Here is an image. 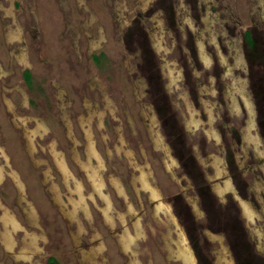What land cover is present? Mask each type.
<instances>
[{"label": "rangeland", "instance_id": "rangeland-1", "mask_svg": "<svg viewBox=\"0 0 264 264\" xmlns=\"http://www.w3.org/2000/svg\"><path fill=\"white\" fill-rule=\"evenodd\" d=\"M161 1L0 0V264H181L179 236L194 264H264V137L255 97L261 93L250 78L252 71L264 81V0H167L162 9ZM134 19L142 35L128 34ZM11 24L20 29L19 40L6 41ZM142 37L148 40L135 41ZM130 38L132 46L123 45ZM251 45L259 50L254 57ZM16 48L25 51L24 61L10 52ZM78 113L91 115L93 146L103 161L97 191L75 160L86 141ZM37 124L31 152L24 131ZM53 140L83 184L88 214H77L85 209L79 196L71 220L48 189L47 170L43 179L48 165L67 207L74 182L64 185ZM91 162L97 167L95 156ZM142 173L144 185L136 181ZM98 190L111 203L109 225ZM25 194L36 213L29 202L31 211L25 209ZM245 201L261 206L252 214L246 208L244 216L239 202ZM212 204L237 214L246 232L237 238L246 245L238 248L245 253L233 247L236 229H214L211 217L202 223V209ZM4 212L15 228L20 224L16 231L2 224ZM136 220L134 242L121 250L117 236L135 233ZM24 231H32L27 236H36L34 242ZM25 246L32 250L18 253ZM83 246H92L86 254L98 253L87 256Z\"/></svg>", "mask_w": 264, "mask_h": 264}, {"label": "flooded vegetation", "instance_id": "flooded-vegetation-1", "mask_svg": "<svg viewBox=\"0 0 264 264\" xmlns=\"http://www.w3.org/2000/svg\"><path fill=\"white\" fill-rule=\"evenodd\" d=\"M8 2H11L12 0H7ZM166 3H167V0H162L161 1V9H162V7L164 6V5H166ZM168 4V3H167ZM1 8H3V6L1 5ZM3 10H4V12H5V14L8 12V10H6V9H4L3 8ZM7 15V14H6ZM13 18H14V16H13ZM138 22V20H136V19H134V24L133 25H131L129 28H128V30L127 31H129L128 32V34H133V33H135V32H139L141 35H142V29H140L139 28V26L135 23V22ZM137 27V28H136ZM142 28V27H141ZM156 28V27H155ZM6 33H5V36H6V41H11V40H19L20 39V29L18 28V26L15 24V25H13V24H11V26H7L6 27ZM146 33V32H145ZM125 35V34H124ZM248 36H249V38H250V40L252 41V39H251V35L250 34H248ZM134 38V37H133ZM148 39L145 37V38H141V39H139L138 41L137 40H135L136 42H144V41H147ZM132 40H131V38L130 39H128V40H126V41H123L124 43H123V45H131L132 43H133V41L131 42ZM132 46V45H131ZM125 48H127L128 49V46L126 47V46H124ZM246 48V47H245ZM151 49V48H150ZM250 51H252V53H251V55L254 57L255 55H256V53H257V51H259V50H257V51H255V48H253V46L251 45V46H249L248 48H247V51L249 52V50ZM148 50V48H146L145 47V53H146V51ZM10 52L13 54V56L17 59V60H22V61H24L25 60V51L23 50V49H21V48H16V49H12V50H10ZM149 52V51H148ZM254 53V54H253ZM11 54V55H12ZM9 58H11V57H9ZM251 58V57H250ZM12 59V58H11ZM10 59V60H11ZM220 59H221V57H220ZM222 60V59H221ZM252 60V59H251ZM149 69H151V65L149 64ZM152 70V69H151ZM168 73L169 72H167V76H169L170 78L172 77V75H170L171 73H169V75H168ZM159 74L161 75V73L159 72ZM250 78H252V79H255L256 80V83H258V87H259V90H260V93H261V96H260V94H256L255 95V97L257 96L258 97V103L256 104V110H257V112H258V115H259V121H260V127H261V129H262V133H263V137H264V93H263V91L262 90H264V81L259 77V78H257V76H256V74L255 73H253L252 71H250ZM151 81H152V79H151ZM259 81H261V82H259ZM160 82H161V79H160ZM259 83H261L260 85H259ZM253 84V83H252ZM139 85V84H138ZM253 87H255L254 85H253ZM136 90H138L139 91V88H138V86L136 87ZM258 91V90H257ZM260 97H262V98H260ZM5 100H7V99H5ZM263 102V103H262ZM6 103H8V101H6ZM9 107V106H8ZM250 110V112L252 113V108H250L249 109ZM145 112V111H144ZM14 113V112H13ZM89 113V112H88ZM146 113V112H145ZM77 116H79L80 114L78 113V114H76ZM66 118V117H65ZM68 118V117H67ZM90 119H91V115L90 114H88V115H80L79 116V120H80V122L81 123H79L80 124V127H81V130H83V133H84V136H85V139H86V141H84L85 142V145H83V147H82V150H83V156L82 157H80V155H79V153H78V155L77 154H75V160H76V162L80 165V167L78 166V164L76 163V165L78 166V168L80 169V171L84 174V177L86 178V181H87V183H88V185H89V187H90V189L93 187V189H95L96 191H97V187H100L103 183H102V181H101V179H100V175H102L101 174V170L99 171V169H98V165L101 163V165H100V167H102L103 166V161L102 160H100V157L98 156V154H99V152H98V154H97V152H96V150L97 149H95V153H94V151H93V153L94 154H96L95 155V158L97 159V164H96V166L97 167H93L92 165H91V159H92V157H93V155H88V145H89V136H91V138H92V141H93V145H94V135H93V133H92V130H91V127L88 125V123L90 124ZM154 119V118H153ZM76 120H78V118L76 119ZM98 120H101V117H100V119L98 118ZM79 122V121H78ZM162 123H163V121H162ZM38 125L39 124H37V126L35 127V126H33V127H31L29 130H26V132L24 131V137H25V139H26V145L27 144H29L30 145V147L33 149L34 148V150H32L31 148L29 149L31 152H34L35 151V146H34V142H33V136L34 135H36L37 133H39V129H38ZM69 127H70V124H69ZM165 127V126H164ZM70 129H71V127H70ZM150 129V128H149ZM165 131H167V128H165ZM71 133V132H70ZM83 133H82V135H83ZM152 133H153V131H152ZM66 134H67V132H66ZM168 135V134H167ZM68 136V135H67ZM169 136V135H168ZM169 137H172V136H169ZM84 138V137H83ZM73 140H74V143H75V147L78 145L77 143H78V140L76 139V138H73ZM154 141L155 142H158L159 141V138L158 137H156V139L154 138ZM33 143V144H32ZM54 144H55V141L53 140V141H51V143L49 144V148H50V150H51V155H52V157H53V161H54V163L56 164V167L58 168V170L60 171V173H61V176H62V180H63V182H64V185L66 186L67 185V182H69V181H71L72 180V182H74L73 183V185H74V190H75V192H71V191H68V193L71 195V197H72V199H70V198H68V205H67V207H66V204H64V202H62V203H60L61 202V200H62V196H60L61 194H59L60 193V191H58L59 193L58 194H55L54 193V190H56V189H58L59 190V188L56 186V183L54 182V180H53V178H51V176H52V172H51V169H50V167L48 166V165H46V167H45V169H44V171H43V179H44V177H45V175H44V172L47 170V175H49V178H48V182L49 183H47L48 185V189H50L51 191H52V193H53V195H57V196H59L60 197V200H58V201H55V202H57L58 204H59V210H60V212L62 213V214H64L66 217H68V219L71 217V215H74V212L77 210V206L81 203V201L79 202V196H81L80 198H82L83 197V201H82V203L84 204V197H85V194H84V192H82V186H83V184H82V181L80 180V178H76V177H73L72 176V173L71 172H69L70 170H69V168L67 167V164H66V162H65V159H64V156H63V152L62 151H55V149L56 148H54ZM95 146V145H94ZM28 147V146H27ZM29 148V147H28ZM96 148V147H95ZM77 150V149H76ZM77 152H78V150H77ZM74 153H75V150H74ZM100 155V154H99ZM59 156V160H56L57 159V157ZM86 156H87V159L85 160V158H86ZM83 159V160H82ZM60 165V167L58 166V165ZM214 166V165H213ZM2 169H3V167L0 165V178L2 179V177H3V171H2ZM132 170V169H131ZM137 171V170H136ZM136 171H134V172H136ZM139 171V170H138ZM66 172H67V174H66ZM100 172V173H99ZM132 172H133V170H132ZM131 172V173H132ZM133 172V173H134ZM133 173L131 174V175H133ZM211 174H214V172H210ZM13 175H17V172L16 171H13ZM18 177V176H17ZM142 177H145V179L147 180V181H145ZM141 178V179H140ZM20 180V179H19ZM242 181L239 177H237L236 178V181ZM44 181H46L45 179H44ZM115 180H113V182H114ZM137 182L139 181L140 183H141V185H144V184H146V183H148V179H147V175L145 174V173H142V174H140L139 176H137V180H136ZM20 182L22 183V181L20 180ZM138 182V183H139ZM78 185V186H77ZM110 185H112V186H114L115 184H112V183H110ZM254 185V184H253ZM77 186V187H76ZM116 187H118V185L116 184L115 185ZM114 186V187H115ZM80 189V191L79 192H77V189ZM203 189H204V187H202ZM22 189L24 190V192H25V189H24V184H22ZM119 190V189H118ZM121 190H122V188H121ZM120 190V191H121ZM248 191L250 190V187L247 189ZM153 192V191H152ZM79 193V194H78ZM207 193V192H206ZM92 194L94 195L95 194V192L93 193L92 192ZM97 194H99L100 196H101V194L102 195H104L103 193H102V190H98V192H97ZM105 196V198H104V202H105V205L103 206V208L101 209V215H102V218H103V220H105L107 223H108V225L110 224L109 223V221H111V223H112V218H111V203L109 202V199H108V195L106 196V195H104ZM21 197V196H20ZM17 198H18V194H17ZM22 198V197H21ZM23 200L26 202V210H29V212L31 211L30 209H28L29 207H28V202L32 205V208H33V210L35 211V213H36V210H35V208H34V206H33V204L26 198V194L24 195V197H23ZM206 200H207V203L209 204V203H211L212 201H214L210 196H209V199H208V197L206 198ZM63 201V200H62ZM86 201V200H85ZM20 204V203H19ZM56 204V203H55ZM260 203L258 202V201H256L255 203H254V208L252 207V205L249 203V202H247V201H245V202H239V209H240V213H242L243 215H244V210H246V208L247 209H249V211H250V213L252 214L253 212H255L256 213V211L255 210H258L257 208H259V206H263L264 207V200H263V202L261 203V205H259ZM21 205V204H20ZM85 205V209L83 210V211H78L77 212V214L78 213H83V214H88V207L86 208V203L84 204ZM162 207L164 208V209H166V208H168L169 209V213H170V215H171V212H170V207L168 206V205H166V204H164V205H162ZM2 208V207H1ZM4 208H6L7 210H10L9 208H7V207H4ZM20 208H21V210H22V212L24 213V215L26 216V218L29 220L30 218H28L27 217V215H26V213L23 211V209H22V207L20 206ZM68 208V209H67ZM159 208H160V205L158 206V205H156V206H154L153 207V211L154 212H157V211H159ZM260 209L263 211V209L260 207ZM130 210H132V207H128L127 208V211H130ZM203 212L205 213V218H206V220L204 221V220H202V223L204 222L205 224H207L208 222L209 223H211V220L209 219L210 217H211V219H212V221L213 222H215L216 220H217V224H216V226H215V228L214 229H216V228H218V229H220V230H225L226 232H228L229 234H231L233 231H234V229H236L237 230V232H238V234H231V238H232V244H233V247L235 248V251H236V253L238 254V253H245V252H242L241 251V249L240 248H242V247H245V245H246V241H245V239L243 240V241H240V242H238V236H239V234H246V232H245V227L241 224V222H240V220H239V217L237 216V214L236 213H234L232 210L230 211V209L227 207V208H225V207H223L222 205H213L212 204V207L209 205L208 207H204L203 209ZM179 211V210H178ZM235 211H238V209L237 208H235ZM134 212V211H133ZM183 212L184 213H181L182 215L184 214L185 216L187 215L186 213H185V211L183 210ZM195 212H196V210H195ZM12 213V212H11ZM53 213H54V210H53ZM53 213H50V214H53ZM111 213V214H110ZM7 213L6 212H4V214H3V216L1 217V222H2V224L5 226V228L6 227H11V231H16L18 228H19V223H18V221H17V226H16V228H15V222L13 223V219H8L6 216ZM76 214V215H77ZM246 214V213H245ZM49 215V214H48ZM75 215V216H76ZM248 215V214H247ZM246 215V216H247ZM172 216V215H171ZM245 216V215H244ZM117 217H118V219L119 220H121V219H123V215H122V213L121 212H117ZM71 219H72V217H71ZM71 219H69V220H71ZM227 219H229V221H226ZM31 220V219H30ZM54 221V223H56V221H57V219L56 220H53ZM69 222H71V221H69ZM198 223H201V222H199V221H197ZM197 222H195V224H197ZM77 223V222H76ZM139 223H140V221H138V220H136V222H134L133 223V229L135 230V233L134 232H131L130 230H127V229H124L118 236H117V245H119V247L121 248V250L123 249V250H125V251H127L126 250V248H129L130 246H131V244L134 242V239L136 238V236H137V233L139 232V229H140V226H139ZM201 223V224H202ZM226 224H227V226H226ZM223 225H225V226H223ZM7 230V232H6V234L5 235H3L2 236V238L6 241V243H8V240H9V238H10V236H8L9 234H10V232H9V229H6ZM32 232V231H31ZM31 232H23V234H25V236H26V238L27 239H29L30 241L32 240L33 242H34V238L36 237H33L32 239L31 238H29L28 236H27V234L28 233H31ZM74 234V233H73ZM7 237V238H6ZM127 238H128V240H127ZM124 239H125V241H124ZM130 240V241H129ZM12 242H13V240H12ZM126 243H129V245L127 244L126 245ZM176 243V247H177V249H176V254H177V257L179 258V260H180V262H181V264H194V257L192 256V254L186 249V247H184L185 245L183 244L184 243V237H181L180 238V236H179V238H177V241L175 242ZM125 245V246H124ZM118 247V248H119ZM169 248H171V246H168ZM238 247H240V248H238ZM28 249V250H30L31 248H29L28 246H25V247H23V248H21L20 250H19V252L18 253H20V251L22 250V249ZM83 248H85V249H83V251L81 252V253H84V254H86V251H89L90 250V248H92V246H89V247H87V246H83ZM97 249V248H96ZM96 249L95 250H92L90 253L91 254H97L98 252L96 251ZM99 249H100V247H99ZM172 249V248H171ZM32 250V249H31ZM187 251V253H188V255L190 256V258H191V262L189 261V263L188 262H186V260H187V258L184 256L186 253V251ZM25 250H23V252H24ZM87 254H89V253H87ZM86 254V255H87ZM91 254H89V255H91ZM171 254V253H170ZM172 255V254H171ZM194 255V254H193ZM20 256H23V255H20ZM88 256V255H87ZM95 256H97V255H95ZM99 257V256H98ZM185 257V258H184ZM240 257H242L241 255H240ZM103 258V257H102ZM224 258V255H223V252H221L220 253V255H219V261H220V259H222V262L221 263H223V262H225V260L223 259ZM131 260H133V257L131 258ZM195 264H196V260H195Z\"/></svg>", "mask_w": 264, "mask_h": 264}, {"label": "bare ground", "instance_id": "bare-ground-1", "mask_svg": "<svg viewBox=\"0 0 264 264\" xmlns=\"http://www.w3.org/2000/svg\"><path fill=\"white\" fill-rule=\"evenodd\" d=\"M86 140V139H85ZM93 151H94V153H95V147L93 146V141H92V138H91V136H89V145H88V155L90 154V155H93V156H95L96 154H94L93 153ZM56 160H59V156L57 157V159ZM66 174H67V172H66ZM68 175V174H67ZM145 181H147L146 179H145V177H142ZM141 179V178H140ZM139 182V181H138ZM78 186V185H77ZM76 186V187H77ZM59 190L58 189H56L54 192L56 193V194H58L59 192H58ZM74 191V190H73ZM80 191V189L78 188L77 189V192H79ZM79 194V193H78ZM127 240H128V238H127ZM124 241H125V239H124ZM130 241V240H129ZM129 245V243H126V245ZM125 246V245H124ZM99 249V248H98ZM127 249V248H126ZM186 251V250H185ZM186 254L184 255L186 258H187V260H186V262H188L189 263V261L191 262V258H190V256L188 255V253H187V251L185 252ZM184 257V258H185Z\"/></svg>", "mask_w": 264, "mask_h": 264}]
</instances>
